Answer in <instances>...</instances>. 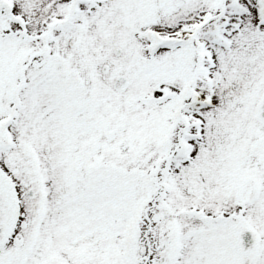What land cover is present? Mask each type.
<instances>
[{
    "label": "snow or ice",
    "instance_id": "snow-or-ice-1",
    "mask_svg": "<svg viewBox=\"0 0 264 264\" xmlns=\"http://www.w3.org/2000/svg\"><path fill=\"white\" fill-rule=\"evenodd\" d=\"M0 264H264V0H0Z\"/></svg>",
    "mask_w": 264,
    "mask_h": 264
}]
</instances>
